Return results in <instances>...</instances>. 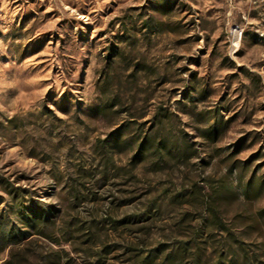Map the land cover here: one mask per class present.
Listing matches in <instances>:
<instances>
[{
  "label": "rangeland",
  "instance_id": "1",
  "mask_svg": "<svg viewBox=\"0 0 264 264\" xmlns=\"http://www.w3.org/2000/svg\"><path fill=\"white\" fill-rule=\"evenodd\" d=\"M169 251L264 264V0H0V264Z\"/></svg>",
  "mask_w": 264,
  "mask_h": 264
},
{
  "label": "trees",
  "instance_id": "2",
  "mask_svg": "<svg viewBox=\"0 0 264 264\" xmlns=\"http://www.w3.org/2000/svg\"><path fill=\"white\" fill-rule=\"evenodd\" d=\"M7 186L9 187V189L12 187L11 184H7ZM11 189H12V191H16L14 196L17 198L19 195V194H17L18 189H15V188H11ZM17 213L19 214L23 223L29 228H36V227H38L40 222L42 224H45L49 221L47 215L46 216H43V215L40 216L36 212H31V210L27 211V208L25 207V204L23 202L17 203ZM23 234H25V233H23ZM12 237H13L12 240L16 239V236H14V234ZM179 253H181V252L169 251L168 254H166L165 257L162 259L160 264H174L175 261L177 260V258L179 257ZM151 255L152 254H150L149 257H147L145 259V261H147L146 262L147 264H152L154 261L153 259H151Z\"/></svg>",
  "mask_w": 264,
  "mask_h": 264
}]
</instances>
